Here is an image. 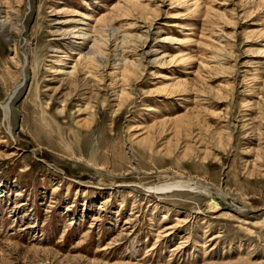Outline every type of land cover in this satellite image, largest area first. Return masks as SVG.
I'll use <instances>...</instances> for the list:
<instances>
[{
  "label": "rangeland",
  "instance_id": "rangeland-1",
  "mask_svg": "<svg viewBox=\"0 0 264 264\" xmlns=\"http://www.w3.org/2000/svg\"><path fill=\"white\" fill-rule=\"evenodd\" d=\"M0 264H264V0H0Z\"/></svg>",
  "mask_w": 264,
  "mask_h": 264
},
{
  "label": "bare ground",
  "instance_id": "bare-ground-1",
  "mask_svg": "<svg viewBox=\"0 0 264 264\" xmlns=\"http://www.w3.org/2000/svg\"><path fill=\"white\" fill-rule=\"evenodd\" d=\"M84 35V34H83ZM83 39V38H82ZM99 45H97V40H93V45H92V48H91V53L89 54V56L86 58V59H84V60H82V62H86V61H88V62H91V61H95V54H97V58H102V56L100 55V53H101V51L99 50ZM88 55V54H87ZM92 63V62H91ZM77 65L76 66H74L73 67V69H72V71L71 72H62V74L64 75V76H66V78H67V80L69 81V80H71L72 81V83H74V82H76L77 81V78H76V70H77ZM78 73V72H77ZM71 83V84H72ZM88 105V104H87ZM2 108H3V112H4V116L5 117H7V112H6V107H5V105H2ZM86 108L88 109L89 108V106H86ZM85 108V109H86ZM184 188H189V189H191V190H193V191H196V189L197 188H199L200 190H205V192H206V190L208 191V192H210V190H208L207 189V187L206 188H204V186L202 187V186H200V187H197V185H194V182L193 181H191V180H187V181H185V182H173V183H169V184H166V185H164V186H160V187H156V186H154V187H151V188H149V189H147V192H150V191H152L153 193H159L160 192V190L161 189H164V191L166 190V191H170V190H173V189H184ZM188 190V189H187ZM162 192V191H161ZM208 194V193H207ZM218 195V194H217ZM208 196V195H207ZM221 198H222V196H221ZM223 200V199H222ZM224 201V200H223Z\"/></svg>",
  "mask_w": 264,
  "mask_h": 264
}]
</instances>
